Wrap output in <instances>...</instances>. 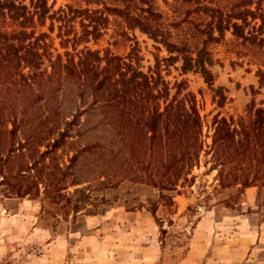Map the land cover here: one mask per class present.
<instances>
[{"label":"rangeland","instance_id":"rangeland-1","mask_svg":"<svg viewBox=\"0 0 264 264\" xmlns=\"http://www.w3.org/2000/svg\"><path fill=\"white\" fill-rule=\"evenodd\" d=\"M48 5H52L51 12L65 11L67 6L102 10L82 0H48ZM152 5L171 43L186 44L190 52L201 46L205 35L200 31L209 18L195 3L153 0ZM104 16L102 36L81 41L76 49L97 50L100 55L109 51L143 73L155 71L159 62L168 99L177 84H181L177 98L186 93L194 96L202 122V151L191 169L177 179L174 190L166 192L154 188L147 176L151 174L159 183L172 169L151 171L132 165L126 142L104 125L99 109H87L90 94L81 103L75 97L61 101L59 93L61 116L41 125L44 116L39 115L25 126L29 129L25 135L21 127L9 134L11 118L1 119L0 264H264V163L254 161L264 154L233 155L218 167L209 153L215 116L235 128L249 108L264 109V85H258L257 67L231 53V36L226 32L218 42L206 44L213 58L210 87L199 73H182L180 61L169 66L162 62L176 53H169L139 29L127 28L120 18L105 12ZM58 27L59 22L46 19L34 31L35 35L45 33L49 52L64 60L72 47L61 44ZM74 29L80 33L79 19ZM41 69L50 71L45 59ZM218 87L225 97L219 104L214 92ZM42 105L38 104L45 110ZM139 105L146 110L156 105L162 111L165 101ZM127 106L119 103L112 111L120 122L117 130L127 133L125 137L133 140L147 162L149 133L135 125L141 127L146 114L132 110L126 117ZM84 108L87 111L68 136L50 149L65 121Z\"/></svg>","mask_w":264,"mask_h":264},{"label":"trees","instance_id":"trees-1","mask_svg":"<svg viewBox=\"0 0 264 264\" xmlns=\"http://www.w3.org/2000/svg\"><path fill=\"white\" fill-rule=\"evenodd\" d=\"M82 1L85 5L101 6L102 10L67 6L65 11L51 12L52 5H48V0H29L28 6L25 0H0V121L10 117L12 127L7 132L14 134L21 127L25 135L29 131L25 126L39 115L44 116L41 125L61 116L59 93H62L59 96L61 101L75 97L81 103L90 94L92 101L87 109H99L104 125L126 142L125 145L130 148L127 159L132 165L137 164L141 166L140 169L149 168L151 171L156 167L167 171L172 169L165 181L159 183L154 181L151 174L147 176L154 188L172 191L183 172L197 162L204 145L201 141L202 122L194 96L186 93L182 98H177L181 85L177 84L175 94L168 99L169 89L158 72L159 62L155 71L143 73L131 62H124L109 51L100 55L97 50L83 48L78 51L76 47L81 41L90 38L95 41L102 36L101 30L107 22L105 12L120 18L127 28L139 29L166 47L169 53H176L162 59L165 65L180 61L182 73H199L211 87L213 75L209 67L213 65V58L206 44L218 42L229 32L231 53L238 59L247 58L250 65L257 67L255 76L261 88L264 85V0H183L195 3L197 10L209 18L200 31L205 39L195 52H190L186 44L179 46L169 41L170 34L161 22V15L153 9V0ZM46 19L52 23L59 22L61 44L72 47V53L66 52L64 60L60 54L53 56L49 52L45 33L35 35V25H42ZM76 19H79L80 33L74 29ZM44 59L49 64V72L41 69ZM214 92L218 97L217 103H221L225 99L221 88H216ZM161 98L165 101L162 111L156 105L147 110L139 105L155 103ZM41 102L45 110L38 106ZM119 103L128 104L124 112L126 117L132 110L146 114L144 121L140 119L143 121L141 127L138 123L135 125L139 131L145 128L149 133L147 162L133 146V140L125 137L127 133H122V129L117 130L120 122L112 111ZM48 108H51V112H48ZM86 111V108L75 110L71 119L65 121V127L59 133V138L51 143L50 149L57 147L60 139L68 136L74 123ZM212 126L209 153L214 165L223 167L234 156L264 154V109L249 108L246 117L239 118L235 128L231 127L230 121L218 116L213 118ZM161 134L163 139L159 137ZM30 137L34 139L36 136ZM157 138L161 139L160 142H155ZM161 152L163 156L160 157ZM254 161L264 163V158L256 157ZM32 167L33 164L29 169ZM24 172L21 170V173Z\"/></svg>","mask_w":264,"mask_h":264}]
</instances>
